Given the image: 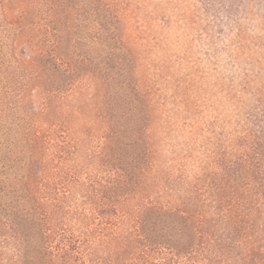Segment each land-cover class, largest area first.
Instances as JSON below:
<instances>
[{
    "label": "rangeland",
    "instance_id": "rangeland-1",
    "mask_svg": "<svg viewBox=\"0 0 264 264\" xmlns=\"http://www.w3.org/2000/svg\"><path fill=\"white\" fill-rule=\"evenodd\" d=\"M0 264H264V0H0Z\"/></svg>",
    "mask_w": 264,
    "mask_h": 264
}]
</instances>
